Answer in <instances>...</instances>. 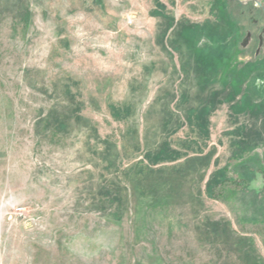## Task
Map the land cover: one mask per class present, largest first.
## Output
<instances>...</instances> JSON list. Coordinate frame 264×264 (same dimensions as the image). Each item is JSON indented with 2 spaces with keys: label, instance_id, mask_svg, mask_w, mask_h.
Here are the masks:
<instances>
[{
  "label": "rangeland",
  "instance_id": "1",
  "mask_svg": "<svg viewBox=\"0 0 264 264\" xmlns=\"http://www.w3.org/2000/svg\"><path fill=\"white\" fill-rule=\"evenodd\" d=\"M246 8L0 0V264H264Z\"/></svg>",
  "mask_w": 264,
  "mask_h": 264
},
{
  "label": "flooded vegetation",
  "instance_id": "2",
  "mask_svg": "<svg viewBox=\"0 0 264 264\" xmlns=\"http://www.w3.org/2000/svg\"><path fill=\"white\" fill-rule=\"evenodd\" d=\"M241 8H246L249 12L252 10L260 11L262 17L264 18V0H234ZM243 12V10H242ZM252 23L256 29H244L243 36L241 39V44L246 49L248 47H253V59H261L264 61V24H258L259 20L252 18ZM264 21V19H262ZM239 23V22H237ZM239 26L240 23L238 24ZM252 49V48H251ZM260 60V59H259Z\"/></svg>",
  "mask_w": 264,
  "mask_h": 264
},
{
  "label": "trees",
  "instance_id": "3",
  "mask_svg": "<svg viewBox=\"0 0 264 264\" xmlns=\"http://www.w3.org/2000/svg\"><path fill=\"white\" fill-rule=\"evenodd\" d=\"M224 1H233V2H235L234 0H224ZM236 24H238V23L236 22ZM237 27H238V31H237V40H236L237 43L236 44H237V52H238L237 55H239V54L244 53L247 48L245 49L243 47V45L241 44V39H242V36H243V31H242L243 27L239 26V25H237ZM239 31H240V33H239ZM248 49H250V47H248ZM253 52H254V50H253ZM238 57H240V56H238ZM244 61H243V59H241L242 65L244 64L243 66H247V63L251 64L252 62H255L254 65L256 66L259 61L262 62L263 60H261V59L260 60L259 59H252V60H247V63H244ZM239 65H241V64H239ZM220 181L222 182V181H224V179L220 178Z\"/></svg>",
  "mask_w": 264,
  "mask_h": 264
}]
</instances>
